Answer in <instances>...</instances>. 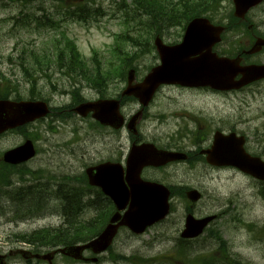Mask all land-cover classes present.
Returning a JSON list of instances; mask_svg holds the SVG:
<instances>
[{"label": "rangeland", "instance_id": "374dc122", "mask_svg": "<svg viewBox=\"0 0 264 264\" xmlns=\"http://www.w3.org/2000/svg\"><path fill=\"white\" fill-rule=\"evenodd\" d=\"M180 1L171 0V3ZM73 3L85 5L89 9L86 21L66 16L63 3L53 0H0V73L5 78L1 81L2 89L8 86L12 98L18 95L21 99H28L30 95L37 96L52 109L63 110L61 115L52 114L26 130L29 137L36 141L38 152L27 164L28 169H41V179L55 176L57 184L65 176H79L85 168L113 157L118 142L117 134L113 136L89 120L79 122L66 109L81 98L94 100L100 92L78 75L70 76L55 68V40L61 39V34L72 40L88 72H92L96 61L101 68L112 66L110 70H114L122 54V59L127 62L126 68L134 69L136 80H140L159 62L154 49H145L146 52L140 51L138 55V49H141L140 34L146 33L149 40L151 27L155 29L157 26L130 1H125L127 7L122 8L123 0H66V4ZM215 7L213 12L207 11L213 14L209 15L212 21L228 24L232 13L231 1L220 0ZM44 16H55L62 22L58 27L45 28L41 25L45 22L42 19ZM248 18L255 26L254 32L264 37V4L251 11ZM145 22L150 26V32L149 28H145ZM182 28L183 24L172 26L166 20L160 28L164 42H180ZM121 33L137 40L115 42V36ZM250 41L249 34L242 27L236 33L228 31L215 51L231 55L235 49L249 46ZM150 43L152 45V40ZM260 60H264V55ZM43 61L46 65L39 70L38 63ZM22 68L29 69L30 73L31 68H35L37 72L30 77ZM28 80L33 81L32 84ZM102 84L105 85V82ZM124 86V80L119 82V78L107 80L103 95L115 97ZM74 88L79 92L77 97L71 96ZM263 90V86H255L240 92L211 94L163 87L148 108L149 118L141 124V129L148 140L146 142L160 140V146L166 147L171 143V146L185 148L192 143V136H184V132L187 128L193 130L195 127V124L185 127L188 117L185 113L198 111L200 118L196 122L201 126L204 120L211 121L205 124L209 127L235 124L236 132L247 137L250 152L261 155L264 161ZM138 109L137 102H127L122 108V114L128 118ZM180 114L182 118L177 120ZM157 116L168 118L164 120V125L155 130L159 126ZM126 134L125 130L120 132L122 155L129 148ZM18 144L20 139L17 134L0 139V159L3 152ZM193 165H173L161 171H146L144 175L175 188L177 192L186 187L197 190L202 199L194 206L196 217L221 212V221L209 226L200 238L185 246L179 242V234L183 229V212L187 202L174 198L173 212L163 223L139 237L132 238L122 233L119 240H125V244L137 252L141 259H138V264H146L144 262L150 259H153L151 264H199L196 261L204 256L206 259L216 256L215 264H264V226L259 225L264 221V202L258 197L263 190L261 184L232 171L207 172L204 176L205 171L199 165ZM2 191L10 192L9 189ZM233 197L235 200L229 204ZM30 205L27 200L23 209ZM20 208L17 203L0 194V238L15 239L19 233L58 226L63 221L60 203L54 199L48 200L45 209L38 210L31 217H16ZM95 214L93 208L85 209L81 211L80 219L88 220ZM230 222H234V225H230ZM211 232L217 233L225 241V254L218 255L219 246L210 238ZM180 248L184 251L182 254L178 253Z\"/></svg>", "mask_w": 264, "mask_h": 264}, {"label": "water", "instance_id": "95a60500", "mask_svg": "<svg viewBox=\"0 0 264 264\" xmlns=\"http://www.w3.org/2000/svg\"><path fill=\"white\" fill-rule=\"evenodd\" d=\"M263 0H232L233 16L243 20L247 12L260 5ZM224 28L214 26L205 18H195L186 27L182 42L165 45L160 38L154 40L160 65L152 68L141 83H134V71L127 75V87L121 96H132L146 107L161 85H178L187 88H210L226 92L237 90L254 81L264 78V66H240V58L218 57L212 52L214 45L221 41ZM264 47L263 39H256L253 46L245 52L254 54ZM240 75L241 78L235 81ZM50 112L46 103L41 101L12 102L0 100V134L46 117ZM81 117L92 112V118L103 126L120 129L124 119L119 114V102L114 100L83 103L73 109ZM142 111L128 123L127 129L136 134V122ZM235 135L214 136L210 150L206 151V161L214 166H232L252 178L264 182V162L251 157L243 149L244 139H234ZM35 155L31 141L3 154V161L10 165L28 162ZM184 156L158 151L153 145H133L126 163V181H123V169L119 164L106 163L88 168L85 173L88 184L97 187L107 196L116 208L103 232L89 244L72 248L79 253L83 248L91 249L95 254L105 251L114 239L120 227L128 228L132 233L142 234L146 228L163 221L169 213L170 193L164 186L142 181L139 177L144 167H162L173 161H181ZM186 197L197 202L200 194L189 191ZM128 206V211L120 212ZM213 220L212 217L195 220L187 216L181 239H194L202 235L204 229Z\"/></svg>", "mask_w": 264, "mask_h": 264}, {"label": "flooded vegetation", "instance_id": "af4514ba", "mask_svg": "<svg viewBox=\"0 0 264 264\" xmlns=\"http://www.w3.org/2000/svg\"><path fill=\"white\" fill-rule=\"evenodd\" d=\"M264 4V3H263ZM258 8V7H257ZM246 28V33L249 34L250 36V45L246 50H248L251 45H253L256 41V39L261 38L264 39V37L259 36L254 32L255 26L253 25L252 22H250L249 18H247V23L244 24ZM244 50V51H246ZM241 54L235 55L239 56L241 58V65H264V60H260V57L264 55V48L259 53L256 54H251V55H246L243 53V50H241ZM259 57V58H258ZM258 58V60H257ZM240 76L236 77V80L239 79ZM120 82V80H119ZM255 86H263L264 87V79L256 81L254 83L249 84L246 86L244 89H241L240 91H244L246 89H251L255 88ZM161 87L159 91L162 89ZM179 88V87H176ZM182 90H186L189 92H197V91H206L211 94H218L215 92H212L208 89L204 90H195V89H186V88H181ZM264 92V90H263ZM106 99H116L120 101V93L113 97H102V96H96L94 100H90L87 102H94L98 100H106ZM127 101H121L122 104L125 105ZM153 102V101H152ZM123 105V106H124ZM151 106V104L143 110V114L140 117V120L136 126V135L130 134L126 132L129 148L126 152V154L122 155L120 153V130H113L110 128H104V130L108 131L111 133V135L115 136L116 134V141L118 142V148L115 150V154H113V157L100 160L98 164L104 163V162H111V163H121L125 164L126 159L129 153V149L132 146V144H142V143H151L153 144L157 149L160 150H167V151H173V152H178L182 153L185 155V159L182 162H171L168 163L167 165L164 166V168L161 169H151L149 167H146L141 170V178L142 180L145 181H154L148 177H146L144 174L146 171H161L164 170L170 166L173 165H186L188 167H192L195 165H199L205 173L203 174L204 176L207 174V172H224V171H232L234 173H237L243 177H248L247 175L243 174L240 172L237 168L231 167V166H223V167H217L209 164L206 161V156L203 154L204 151L211 149L214 135L216 133H221L224 136H228L230 134H235V138L238 137H243L244 135L242 133H237L236 132V125L233 123H229V126H216V127H209L205 124H209L210 122H206L205 120L203 121L204 125H200L197 120L200 118V113L198 111H195L196 113H191L187 112L188 117H186V124L185 127H188L191 124H195V127L192 129H186L184 132L185 135H191L192 136V143H190L187 147L185 148H180L176 146H171V143H169L166 147L165 146H160L158 141H151V142H146L148 141L147 138L144 136L142 129H141V124L145 123V121L149 118L148 115V108ZM122 107V105H121ZM57 114H61L60 112H56ZM71 116L75 118L79 122H85V121H94L92 120V113H88L85 119H81L77 117L76 115L71 113ZM131 115L129 116V118ZM168 117L164 116H157L156 120L159 123V126L155 128L159 129L162 125H164V120ZM171 118H174L171 116ZM177 120L182 118V115L180 114L179 116L176 117ZM175 119V118H174ZM98 124V123H97ZM27 128L25 127H20L11 131H8L2 135H0V139H2L5 136H12L14 134L18 135V138L20 139V144L15 145L13 148L18 147L22 143H24L27 140L33 141L28 133L26 132ZM182 138V137H181ZM244 151L249 154L250 156L254 157H259L262 159V156L255 153H251L250 150L247 148V142L248 139L246 136H244ZM168 140H170V137H168ZM162 145V144H161ZM11 148V149H13ZM122 155V156H121ZM121 156V157H120ZM97 164V165H98ZM6 167V171L8 172L5 176V179L3 177H0V194L1 192H5L2 190H11L12 188H20L21 185L25 182H28V179L37 181V177L34 175H21L18 172H15L13 174L12 172L14 170L19 171L22 170V167H26L27 164L24 165H17V166H10L6 165L2 162V159H0V167ZM94 166V165H91ZM125 180V179H124ZM7 182V183H6ZM159 183V182H158ZM126 186H128L127 182L125 181ZM262 191L259 192L258 197L262 199L264 202V183H260ZM170 189V188H169ZM175 189V188H174ZM186 190L181 191L180 193H185L188 190H191L192 188H185ZM97 192V191H95ZM176 192V190H174ZM172 193L170 189V194ZM173 194L174 196L171 197V202H170V214L173 212V199H182L181 195ZM98 196L97 193H90V195L85 194L82 204L85 203V206L88 205H94L93 200L96 201V197ZM104 198V197H103ZM233 200H235V197H233L230 201L229 204H232ZM187 205L184 208L183 212V226L184 222L186 220V217L191 215L196 219H203L207 217L214 216V221L211 225L217 224L218 222L221 221V212H217L216 214H211V215H204L202 217L197 218L196 214L194 212V206L197 203H191L187 201ZM128 206L120 212V214L125 213V211L128 209ZM87 208V207H86ZM112 208V207H111ZM223 223L222 225H224ZM230 225H234V222H230ZM158 225V224H157ZM260 226H264V221H262ZM106 226H46V227H41L36 230H33L30 233L25 232L26 235H29L31 233H34L37 231V234H39V237H23V238H15L12 239L10 237L7 238H0V264H138V259H140L139 255L137 252H135L133 249L130 248L129 245L125 244V240L121 239L119 240V235L122 233L127 234L129 237H137L133 235L129 230H127L125 227H120V229L116 232L115 238L112 240V243L110 246L107 247L105 251H103L100 254H95L91 249L88 248H83L79 253H74L72 248L76 247H83L89 242H91L95 237H97L100 232L103 231V229ZM97 231V233H96ZM146 233V232H145ZM46 236V237H44ZM195 241V240H194ZM184 245L186 246L189 241L185 240L183 241ZM193 242V241H192ZM141 261V259H140ZM153 259H150L149 261H145L144 263L146 264H151Z\"/></svg>", "mask_w": 264, "mask_h": 264}, {"label": "trees", "instance_id": "16d2710c", "mask_svg": "<svg viewBox=\"0 0 264 264\" xmlns=\"http://www.w3.org/2000/svg\"><path fill=\"white\" fill-rule=\"evenodd\" d=\"M18 1H25V0H18ZM55 2H61L63 3V9H65V15L68 17L75 16L80 21H86L87 17L89 16L90 12L89 9L85 5H80L78 3L73 4H66V0H53ZM125 1H130V3L137 9L141 10L143 15L147 16L149 18V21H152L153 25H156L157 27L153 29L151 27L150 32V26L146 24L145 28H149L150 32V39L146 37L145 34H140V46L139 53L146 52L145 49L151 48L153 49V46L151 45V40L161 33L162 29L161 25H164L166 20L170 22L172 26H179L180 24H187L191 19L199 16H206L207 11H214L216 8V4L220 0H181L179 3H171V0H123L122 8H126ZM79 6H83V8H80ZM208 16V15H207ZM42 19L45 20V22L41 25L45 28H54L58 27L62 20H58L55 18V16H44ZM231 21H235L234 19H230ZM40 26V24H39ZM231 28V25L228 27V29ZM239 26H235L232 28L233 31L237 32L239 30ZM128 40H137L133 39L132 37H129L125 33L118 34L115 36V42H127ZM54 45V51H55V60L53 61V64L55 68L63 72L67 75L72 76L73 74L78 75L80 78H82L87 84L92 85L94 87H97L98 90H100V93L103 94V90L105 88L104 85H98V83L103 82L105 80H111L113 78H119L120 80H123L125 78V70H126V59H122V54L118 57V64L116 65L114 70L112 69V66L108 68L105 66L104 68H101L98 65V61H96V66L93 67L92 72L86 71V65L84 61L82 60L80 54L78 53V50L76 48L75 43L70 40L65 34H61V39L55 40ZM150 49V50H151ZM138 50L136 52H138ZM125 55H129L125 53ZM136 57V55H134ZM133 59V58H132ZM48 61V60H47ZM43 63L44 65H42ZM41 63H38L39 70L42 67H45L46 62L43 61ZM24 73L28 75L30 74V77L33 76L34 72H37L35 68H31V72H29V69L22 68ZM2 74L0 73V99L1 98H7L11 95V93L8 90V86L4 87L2 89V80H4ZM29 83L32 84L33 81L28 80ZM27 81V82H28ZM77 97L79 96L78 90H75V88L71 91V96ZM17 100L20 99L19 95L16 96ZM38 98L37 96L31 95V100ZM8 172L6 171V168L0 169V176L5 178L6 174ZM19 173V172H18ZM39 172H32L29 169H22V171L19 173L21 175H35ZM65 179L58 182L53 181H47L45 182H34L30 183L28 187L25 188H18L13 193H3L2 196H6L9 199H11L13 202L18 204V207H21L16 212V217L24 218V217H31L36 213L38 210L45 209L46 204L48 200L54 199L55 201H58L61 206L62 210V223L59 226H105L109 220L110 215L112 214L108 207L102 208L101 210L96 211V214L94 217L88 219V220H81L80 214L78 213L79 209L82 207L78 204L81 203L80 198V191L81 189L74 188L73 185L75 184L73 181L67 178V176L64 177ZM84 184L85 180H84ZM173 194V193H172ZM27 200L30 202V206L26 209H23V205H26ZM34 203V206L32 204ZM100 206H102V202L100 201ZM78 205V206H77ZM87 207V206H84ZM83 207V208H84ZM93 207V206H92ZM93 209H95L93 207ZM24 235H19L18 238H22ZM29 237H37V235H32ZM46 237V236H44ZM210 238L216 241V243L219 246V249L217 250L218 255L225 254L226 252V246L225 241L218 235L217 233L211 232ZM182 254V253H180ZM217 255V254H216ZM205 257V256H204ZM204 257H200V260H197L196 263L199 264H215L217 260L215 259L216 256H214L213 259H206ZM211 258V257H209Z\"/></svg>", "mask_w": 264, "mask_h": 264}, {"label": "bare ground", "instance_id": "6f19581e", "mask_svg": "<svg viewBox=\"0 0 264 264\" xmlns=\"http://www.w3.org/2000/svg\"><path fill=\"white\" fill-rule=\"evenodd\" d=\"M7 183V182H6Z\"/></svg>", "mask_w": 264, "mask_h": 264}]
</instances>
